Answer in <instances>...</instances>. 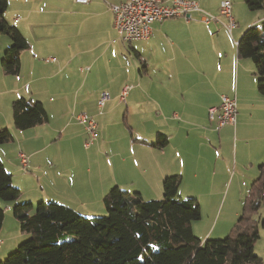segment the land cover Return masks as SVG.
<instances>
[{"label":"crops","instance_id":"obj_1","mask_svg":"<svg viewBox=\"0 0 264 264\" xmlns=\"http://www.w3.org/2000/svg\"><path fill=\"white\" fill-rule=\"evenodd\" d=\"M125 1L8 0L4 18L18 28L29 47L19 52V74L10 75L1 66V58L11 42L7 36L0 38V128H9L14 135L12 142L0 146V160L20 190L15 202H0L5 211L0 261L27 237L12 212L16 203L56 202L84 216L96 215L66 196V190L75 187L73 178L64 177L55 157L47 154L53 138L58 148L66 142L81 145L77 133L84 134L86 141L87 131L76 120L79 113L94 120L97 130L104 131L120 120L123 112L125 128L131 130L134 123L144 128L143 133L137 129L138 133L133 130L130 137L125 135L130 147L127 158L116 147L110 156L104 152L110 143L99 132L89 148L84 141L87 151L95 147L94 152L88 151L90 157L95 156L97 162L99 156L104 157L107 175L100 166L86 168L90 176L101 172V197L118 186L139 192L146 201L161 199L163 181L176 175L180 177L178 196L200 203L201 219L193 222L192 229L203 241L224 237L240 217L264 162V96L257 88L253 62L239 58L237 44L249 27L264 22V10L255 13L244 0H228L236 22L231 30L226 18L205 24L197 12L191 20L171 18L154 23L149 39L124 43L110 7ZM189 1L215 16L226 0ZM134 67L139 78L134 76ZM129 82H138L141 88L132 86L122 100ZM222 95L236 99L234 126L217 127L209 119V108L219 105ZM21 98L42 102L48 123L16 129L12 105ZM159 137L167 140L162 148L154 146ZM136 145L142 148L143 164L135 157ZM19 152L27 157L26 166ZM68 173L76 171L69 168ZM130 173L141 176L148 196L140 186L129 183ZM61 187L65 190H56ZM202 218L212 219L204 225ZM254 248L264 261V246L257 241Z\"/></svg>","mask_w":264,"mask_h":264},{"label":"trees","instance_id":"obj_2","mask_svg":"<svg viewBox=\"0 0 264 264\" xmlns=\"http://www.w3.org/2000/svg\"><path fill=\"white\" fill-rule=\"evenodd\" d=\"M252 10H264V0H244ZM8 0H0V38L7 36L10 47L1 58L5 73L18 75L21 50L29 44L4 14ZM239 58L250 59L255 67L257 88L264 96V22L249 27L237 44ZM16 129L27 130L48 123L43 103L21 98L12 105ZM158 136H163L159 133ZM154 146L164 147L166 137ZM164 137V136H163ZM14 140L9 128H0V146ZM179 176L163 182V198L144 200L139 192H125L118 186L103 198L106 215L82 216L73 208L56 202L16 203L13 215L21 232L28 235L0 264H264L255 252L260 238L255 215L264 208V162L250 186L243 212L224 239L197 237L193 222L201 219L200 203L178 196ZM20 190L0 160V202H15ZM0 206V230L4 221Z\"/></svg>","mask_w":264,"mask_h":264},{"label":"rangeland","instance_id":"obj_3","mask_svg":"<svg viewBox=\"0 0 264 264\" xmlns=\"http://www.w3.org/2000/svg\"><path fill=\"white\" fill-rule=\"evenodd\" d=\"M255 13H262V11L257 10ZM213 15H211V16H213ZM213 17H215L217 19L225 18L224 16L220 15V9H219V13ZM214 22H216V21L213 20L211 23H214ZM3 37H5V36H3ZM133 73H134L135 77L139 78L140 75H139L136 67H134ZM127 86L130 88L132 86L141 88V85H139L138 82H135V83L129 82ZM216 106H218V105H216ZM80 114H83V113H79V114H77V116ZM124 117H127V116L123 112L120 114V120H117V121L115 120L108 125H107V123H108V121H107L104 124L105 126L107 125V127H105L104 131H102L100 128H99V130H97V134L99 132V135L102 138H104L106 141L108 140V143H110V144H108V151H106V150L104 151V152H108L109 156L111 155V151H112L111 148L116 147L118 149V152L121 153V155L124 156V158H127L130 155V147H128V145H129L128 139L125 138V135L130 137L133 130H134L133 133H138L137 129L140 130L141 132L144 131V128L141 125H137L135 123H134L133 128L131 130H129L130 128L129 129L127 127L125 128V126L123 125L125 122ZM76 120L78 121L77 118H76ZM127 120H129V118H127ZM130 122L133 123V121H130ZM135 122L137 123L136 120H135ZM130 127H131V125H130ZM77 134L81 135V137H82V144L81 145L78 143V141L73 142V143L66 142L60 148H58L54 145L55 142H54V138H53L52 146L49 148L47 154L50 155L51 157H55V161L58 162V164H59V169L62 170L64 173H66V175L64 177L72 176V178H73L72 185H75V187L73 189L66 190V192H68L66 194V196L68 198H71L75 202V204L80 205L82 207L85 206V208H88L92 214H93V212L96 214V215H91L89 217L105 216L106 215V208H105L104 203H103L104 197L102 196L103 197L102 198L100 196V188L98 185V181L101 178V172L100 173H94L92 176H90L86 172V168H87V170L89 168L88 166L95 165L94 167L100 166L102 168V171H104V173L107 175L106 165L104 164V157L102 155L99 156L101 158L100 162H97L98 159H95V156L91 155V157H90L89 152H91V153L94 152L93 149L95 147L93 146L91 151L88 150L89 151L88 152L86 150V148L84 147V141H85L84 134H79V133H77ZM81 137H79V138H81ZM96 138H97V136H96ZM110 140H112V141H110ZM95 141H96V139H95ZM95 141H94V143H95ZM134 149H135L136 159L138 161H140L141 164H143L144 163L143 162L144 154H143L142 148L139 149V148H137V145H136V147L134 146ZM19 153H18V157H19ZM118 157L121 159L120 155ZM69 168H73L76 171V174L68 173ZM118 168L119 167H117V173H118ZM129 175H128L129 176V178H128L129 183L137 184L138 185V186L136 185L137 187L140 186L139 188L144 192V195L148 196V191L146 189L147 187H146L144 181L142 180L141 176L139 174H134V173H130ZM89 179H91L90 183H88ZM108 185H110V183H108ZM130 188H133V187H130ZM60 189L65 190L63 187L58 188L56 190L61 191ZM182 199H188V198H182ZM152 200H154V199H152ZM44 202L48 203L49 201H44ZM22 203H27V202H22ZM37 205H38V203H36V205H34V208H36ZM242 212H243V206H242V210H241L240 215L242 214ZM262 213H264V208H262V210L259 211L257 213V215H255V217L257 219H259V221H260V225H259L260 239L258 240V243H260L262 246H264V225L262 224L264 221V215L262 216ZM82 216H84V215H82ZM211 219L212 218H202L201 223H204V225H208ZM238 219H239V217H237L235 219V221L233 222V224L231 225V227L228 231L229 234H230L232 228L234 227V225L237 223ZM199 221L200 220H198L197 222H199ZM228 233L224 237H219V238L212 237L210 239H224L227 236H229ZM26 236L27 237L22 242H20L17 245V247L15 249H13V251L8 253L6 255V257H4V259H6L9 256V254H11L15 250H17V248L20 246V244L28 239V235H26ZM11 242H12V240L9 242V244Z\"/></svg>","mask_w":264,"mask_h":264},{"label":"built area","instance_id":"obj_4","mask_svg":"<svg viewBox=\"0 0 264 264\" xmlns=\"http://www.w3.org/2000/svg\"><path fill=\"white\" fill-rule=\"evenodd\" d=\"M91 0H75L78 4H87ZM110 10L114 16V27L120 41L132 43L136 40L149 39L153 32V24L163 22L171 18H185L191 20L194 13H201L205 24L211 23L217 18L200 9L198 3L189 0H126L120 4L111 5ZM220 15L229 21L228 29L236 26L232 14V3L228 0L221 3ZM130 87L126 86L122 91L121 99L124 100L126 92ZM106 97H103L100 104L103 105ZM209 119L215 122L217 127L236 124L237 102L236 99L227 95L221 96V103L212 106L208 110ZM80 124L84 125L87 131L85 147L89 148L94 144L97 136V123L85 114L76 115ZM23 166L27 165L28 159L23 153H19Z\"/></svg>","mask_w":264,"mask_h":264}]
</instances>
